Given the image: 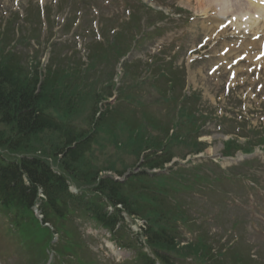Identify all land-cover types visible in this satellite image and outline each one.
Segmentation results:
<instances>
[{
    "label": "rangeland",
    "instance_id": "obj_1",
    "mask_svg": "<svg viewBox=\"0 0 264 264\" xmlns=\"http://www.w3.org/2000/svg\"><path fill=\"white\" fill-rule=\"evenodd\" d=\"M54 1L55 0H0V31L4 33L7 27L6 24H10V31H8L7 34H3V36L7 38L0 40V44L6 45L4 49L5 52L10 51L14 54L15 51L19 52L22 63H25V60L34 61L33 59L36 57L41 59V62L45 64L48 61V56L52 49L55 50V53L60 54L62 51H66L67 48L75 46L76 49L80 50L79 54L82 57V61L85 62L86 53L83 50V43L87 44L89 42L87 37L98 39L100 37L98 27L102 26L104 21H106V24L110 23L113 25L117 21H120L128 14V11L125 10L126 6L128 9L131 6L143 7L141 9L143 20H146V17L149 16V13H147V10L144 8L148 6L156 11L161 8L165 13L170 14V17L175 16L177 18H179V15L173 13L175 8H182L183 12L189 10L190 13H194L193 15L197 14L202 8L200 7V0H77L76 4L69 8L70 11H75L76 16L69 34H66L64 30H60V24L62 23L61 18H63L65 14L59 9L55 10L57 18L52 28H49L50 31L46 28L48 23L44 18H41L38 24L37 18L31 19L29 24H27V22L21 24L29 8L34 10L33 13L36 14V9L32 8L36 6L41 10V13H43L45 7L53 4ZM239 1L240 0L231 1V4L234 5L233 14L237 15L235 16L237 18L242 14H250V7L248 9V6L239 5ZM202 2H204L206 7L208 6V0H203ZM67 7H65V11ZM177 12L182 13L183 17L186 16L183 12ZM15 13L18 14L19 18L15 17ZM51 14H54L53 9L51 10ZM179 20L183 22L182 19L179 18ZM79 23L82 24L80 27H78ZM202 23V20L199 19L190 21V28L183 40L184 49L182 54H176L177 57L172 55L175 52V46L172 42L178 41V36L183 35L185 32L182 33L179 27L174 26L173 21L168 22V26H171V31L156 38L153 46H164L166 55H172L177 63H182L183 67L185 65L190 90L200 92L203 101H207L202 105L203 108H209V105H212L213 108L215 107L218 111L217 114L220 115L219 113L225 111L226 108H221V110H219V107L225 103L226 106L232 108L229 109L232 116L238 115V122L240 124L245 125L247 128H256L262 116L260 113L254 115H249V113L251 112L250 109L254 108L251 107L252 105L264 101V67L259 70V78L243 73L235 77L237 74L236 67L244 63V61L238 63V66H230V68H225V66L222 65L215 72L209 74L212 67L222 61L216 58L220 50L225 49L223 47H226L230 42V39L226 38L222 40L221 44L219 42L215 43L217 40H220L218 37L210 38L207 42L209 46H211L209 50L212 49V47H214L212 51L216 50L212 53L215 56L214 58L209 61H195L192 63L186 60L187 56L183 57V55L192 49L194 45L193 38L196 39L197 42H200L204 36L211 35V32L202 31V28H200ZM38 27L40 28V31H38L41 33L42 42L40 43L30 37L31 31H35L34 29H38ZM236 31L235 29H230L228 34L233 35ZM23 35L25 36L24 42H18L19 37ZM3 36H0V38ZM101 38L102 37L99 39ZM15 42H17L16 45ZM51 46H53V48ZM237 54H239V52ZM19 55L17 53L18 57ZM39 55L42 57L39 58ZM231 58L233 57H229L227 60ZM25 65L29 66L31 64L25 63ZM111 69L112 68L109 70ZM236 83H239L241 88L236 89ZM258 83H262L263 85L260 87V93H258L256 89V84ZM187 86L188 85H186V88ZM140 90L141 92L146 91L144 89ZM142 99L143 102H146L145 108L151 110L153 108L151 104L156 99V95L154 93H143ZM219 100L221 101L219 102ZM241 100L243 105L241 104ZM88 104L89 102L84 103L83 115L76 118L77 126L84 129L88 127L85 122L86 117H84L87 116L89 111L87 107ZM126 109L127 108L122 111L129 114V111ZM158 111L164 113V108H159ZM167 111H169V116H173L175 113V111H170L169 108H167ZM144 120L142 122L146 124ZM213 126L214 125L211 124L207 126V128L213 130ZM124 132L126 133V131ZM126 140L127 138L118 131H114L110 135L104 133L100 134L95 142L91 144L92 155L98 154L95 164H105L111 161L116 167L120 168L124 165L133 163L135 161V156L122 145L123 141ZM113 141H115L116 145ZM216 144L218 145L217 141L214 142L213 146ZM4 152L5 151L2 153ZM206 152H208V150ZM212 170L214 172H212ZM238 172L241 180L234 175V179L224 180L225 183L222 184L223 189L216 183H212L206 185L209 191H201V193L193 192L190 201L195 207L191 210V216L195 218L194 222H197V226L204 225L206 227L208 235L213 238L215 244L224 243L226 240L228 241V237H240L242 238L245 248L249 249L251 255L254 256L255 249L259 248V244L257 245V234H259L260 238L264 235V196L262 193L264 192V153H260L259 159L250 167H241ZM206 173L220 175V170L211 165L210 168H205L203 171H200V174L206 175ZM249 179H254L257 184L261 186V188L251 191L252 193H259V196L255 197L254 205L236 204L238 198H245L251 193L243 188L245 185L249 184ZM215 185L217 186L214 190ZM225 196L232 198L231 203L224 199ZM207 220H209V223H207ZM236 220H239L241 223L239 224V229L231 228L233 222ZM203 221L206 222L200 224V222ZM80 228L82 232L86 234L90 232L89 229H86V226L83 227L81 224ZM4 229L3 223L0 221V248L5 250L4 257L2 256V263L22 264L25 260L24 253L18 252L16 245L15 250H13L8 239L4 235ZM186 237L190 238L189 234H186ZM8 254H10V256ZM97 255H99L102 264H121L123 259L119 255H108L105 252L98 253ZM260 258L261 262H259V264H264L261 256Z\"/></svg>",
    "mask_w": 264,
    "mask_h": 264
},
{
    "label": "trees",
    "instance_id": "obj_2",
    "mask_svg": "<svg viewBox=\"0 0 264 264\" xmlns=\"http://www.w3.org/2000/svg\"><path fill=\"white\" fill-rule=\"evenodd\" d=\"M27 75L16 61L14 63L12 60L11 64L9 61L0 62V122L6 127L0 131V149L6 151V154H0V195L8 205L13 203L16 210L19 202H27L28 193L33 192V188L23 185L19 178L12 180L11 176L24 173L32 185L48 183L53 178L54 186L45 185L52 202L57 194L64 192V178L59 177L56 181L58 176L53 175L47 166H43V162L34 158L21 157L16 163H9L6 158L11 152L31 153L50 145L52 149L43 152L51 153L54 157L61 153L58 162L68 175L79 179L88 175L87 170L79 168L85 151L84 132L76 131L68 124L62 127L61 118H56L64 116L63 112L56 109L53 114H49L46 111L49 105L43 97L49 90L48 80H44L37 88L38 77L35 74ZM56 130L62 132V144L55 143L49 137Z\"/></svg>",
    "mask_w": 264,
    "mask_h": 264
}]
</instances>
